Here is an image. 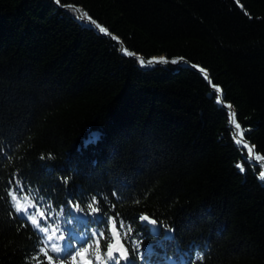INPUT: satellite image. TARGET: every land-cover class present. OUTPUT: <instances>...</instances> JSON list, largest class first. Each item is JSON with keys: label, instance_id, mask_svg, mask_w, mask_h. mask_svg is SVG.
Segmentation results:
<instances>
[{"label": "trees", "instance_id": "obj_1", "mask_svg": "<svg viewBox=\"0 0 264 264\" xmlns=\"http://www.w3.org/2000/svg\"><path fill=\"white\" fill-rule=\"evenodd\" d=\"M252 146L264 157V0H0V264H69L47 235L73 252L110 217L133 264H264Z\"/></svg>", "mask_w": 264, "mask_h": 264}, {"label": "snow or ice", "instance_id": "obj_2", "mask_svg": "<svg viewBox=\"0 0 264 264\" xmlns=\"http://www.w3.org/2000/svg\"><path fill=\"white\" fill-rule=\"evenodd\" d=\"M58 2V0H57ZM96 27L99 29L100 32L102 33H107V29L101 27L99 24H96ZM126 51V50H125ZM172 64H177L178 61L177 60H171L170 61ZM152 61H148L147 64L145 63V61L141 60L140 64L141 66H152ZM202 72H205V79H208V76L206 74V70L201 69ZM215 87V91L216 93H222V89H220V87L214 86ZM217 102H220V97H217ZM228 108H232V105L228 104L226 105ZM235 116L236 113L233 111L232 112V124H234L235 129H240L241 125L236 122L235 120ZM239 135H243V133H239ZM89 142H93L92 140H90ZM239 142V141H237ZM251 151V150H250ZM43 159V157H41ZM241 172L244 171V168L242 165L237 164L236 165ZM259 179L264 180V171H262L259 174ZM66 182V181H65ZM18 184V188L20 191H23V188L20 187V182H17ZM9 195L11 196V200L14 202L13 203V207L15 209V211L19 214V213H23L24 216L26 217L27 221H30L31 225L35 228L38 229L39 232L41 233H48L49 232V227L46 224V222L44 221H39L37 220V213H39V215L41 217H44V212H41L40 209L38 207H36L35 204L31 205V207H33L35 209V211L33 212H29L27 208L23 207L19 201H18V197L16 194H14L13 192H10ZM29 195H31L29 193ZM42 199V198H40ZM69 203L71 204V201H69ZM98 205V201H96L95 197L92 198V200L87 204V209L89 214H95L100 212V208L97 206ZM73 207L75 208L76 211H83L84 209H82L80 207L79 203H76L75 205H73ZM47 209H51V205H47ZM63 212V209H61V213ZM46 221V217L44 218ZM138 219L141 222H148L152 225H155L157 222L155 219H149V217L147 215H142L139 216ZM109 221L111 223V228H110V234L105 237L104 235V231H100L98 234L93 231V237L94 240L91 244H89L87 247H81L79 249H75L73 252H69V249L72 247L71 245L64 243V244H59V243H52L51 244V251L53 253H56V260H61V259H68V256H70V261L69 264H78L77 262V257H81V261L79 262V264H84V254L88 253L89 249L93 248L94 246V251H93V255L95 256V259L99 262V264H121V261L124 262V264H133V261L130 260L129 258V251H128V247L125 246L124 240L129 239L130 234L133 232V229L131 227V225H129L126 229V231H124V236L123 239L121 238V232L117 230L116 228V222L114 219H112L111 217L109 218ZM120 229L124 230L125 229V225L123 220L120 221ZM53 237H56L57 241H65V235L63 232H61V234L59 236H56V232L53 231L51 235H47L46 240L47 241H52ZM101 239H104L106 241L105 244V251L103 252V255L100 254V242ZM131 249L133 251V253H139L140 250V242L138 240L133 239L131 241ZM40 253L46 258L47 264H55L54 261V257L52 255L49 254V252L45 249V248H41ZM61 253H66L67 255H65L64 257H61ZM104 257H106L107 259H104ZM195 259H202V257L200 256L199 253L196 254V256L194 257L193 260V264L195 262ZM43 264V262H42ZM87 264H91V261H87Z\"/></svg>", "mask_w": 264, "mask_h": 264}, {"label": "water", "instance_id": "obj_3", "mask_svg": "<svg viewBox=\"0 0 264 264\" xmlns=\"http://www.w3.org/2000/svg\"><path fill=\"white\" fill-rule=\"evenodd\" d=\"M80 16H81V14H80ZM92 23V25H94L95 27H96V24L94 23V22H91ZM97 28V27H96ZM98 29V28H97ZM99 30V29H98ZM119 43L121 44V45H123V43L121 42V41H119ZM149 60H145V63L147 64V62H148ZM152 64H162V63H164L165 61L164 60H158V59H155V60H152ZM198 69V68H197ZM198 70H200L201 71V69H198ZM202 72V71H201ZM202 73H204L205 74V72H202ZM206 74H207V76L210 78V73L209 72H207L206 71ZM228 108V107H227ZM231 112H235L236 114H237V110H236V108H234L233 106H232V108H228ZM233 126H234V124H233ZM234 128H235V126H234ZM236 133H237V135L243 140V141H246L245 140V138H243V137H241L240 135H239V129L237 130L236 129ZM252 148H253V153H252V158H253V160L256 162V163H263L264 164V157H260L259 159H257L256 158V156H255V146H252Z\"/></svg>", "mask_w": 264, "mask_h": 264}, {"label": "rangeland", "instance_id": "obj_4", "mask_svg": "<svg viewBox=\"0 0 264 264\" xmlns=\"http://www.w3.org/2000/svg\"><path fill=\"white\" fill-rule=\"evenodd\" d=\"M156 59H160V58H156ZM158 226L157 227H154V230H157L158 231ZM56 236H58V235H56ZM51 243H59V244H64L65 243V241H57L56 240V237H53V240L51 241Z\"/></svg>", "mask_w": 264, "mask_h": 264}]
</instances>
